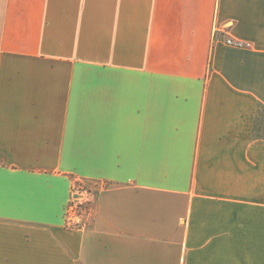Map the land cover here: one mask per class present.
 I'll return each instance as SVG.
<instances>
[{
	"label": "crops",
	"instance_id": "crops-1",
	"mask_svg": "<svg viewBox=\"0 0 264 264\" xmlns=\"http://www.w3.org/2000/svg\"><path fill=\"white\" fill-rule=\"evenodd\" d=\"M237 228L264 249V0H0V264H234Z\"/></svg>",
	"mask_w": 264,
	"mask_h": 264
},
{
	"label": "rangeland",
	"instance_id": "rangeland-1",
	"mask_svg": "<svg viewBox=\"0 0 264 264\" xmlns=\"http://www.w3.org/2000/svg\"><path fill=\"white\" fill-rule=\"evenodd\" d=\"M80 192L82 191L79 189ZM76 197H74L71 201L79 199L82 197L78 192H76ZM83 200V199H82ZM82 202L80 206L77 208V213L81 216L87 208V202ZM80 223L75 222L74 225H78ZM237 234L240 236L236 238V243L234 244V264H264V254L262 253L261 258H259V253L263 252L264 249H259L258 246H252L251 249L248 250V245L243 242L242 233L243 230L241 228L236 229ZM247 247V248H246ZM260 251V252H259Z\"/></svg>",
	"mask_w": 264,
	"mask_h": 264
},
{
	"label": "built area",
	"instance_id": "built-area-1",
	"mask_svg": "<svg viewBox=\"0 0 264 264\" xmlns=\"http://www.w3.org/2000/svg\"><path fill=\"white\" fill-rule=\"evenodd\" d=\"M226 42L229 44H236V42L230 37H228L226 39ZM82 202H85V201L82 200V198H79V199L73 200L69 203V205L66 209V217H67L68 221H72L73 219H75L79 216L77 213V208L80 206V204Z\"/></svg>",
	"mask_w": 264,
	"mask_h": 264
}]
</instances>
